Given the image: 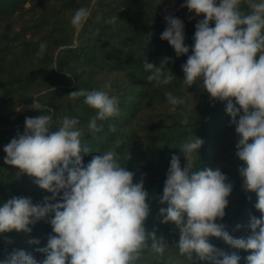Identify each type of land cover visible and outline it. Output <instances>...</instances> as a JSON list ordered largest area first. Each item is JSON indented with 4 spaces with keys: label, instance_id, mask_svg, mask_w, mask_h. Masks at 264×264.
Returning a JSON list of instances; mask_svg holds the SVG:
<instances>
[{
    "label": "clouds",
    "instance_id": "1",
    "mask_svg": "<svg viewBox=\"0 0 264 264\" xmlns=\"http://www.w3.org/2000/svg\"><path fill=\"white\" fill-rule=\"evenodd\" d=\"M181 7L203 16L195 24L191 54L181 66L182 82L188 88L198 85L212 101L225 103L238 136L235 155L243 162L239 167L242 189L255 193L253 207L260 213L259 217L250 215L249 233L235 238L225 224L217 222L226 215L233 184L226 182L228 177L220 167L197 166L204 144L197 135L189 136L180 147L186 158L183 167L178 155L171 156L162 195L157 197L165 205L159 208L157 219L173 224L178 234V240L169 243L156 228L146 231L151 211L144 187L146 174L134 182L135 173L122 166L116 149L124 139L118 137L111 147L95 152L85 163L81 152L93 151L82 144L84 129L79 119L64 116L53 130L52 116L41 114L25 117L23 132H17L3 148L4 163L18 169L19 176L35 177L34 183L51 195L37 203L25 196H12L0 203V234L15 230L27 235L32 232L30 225L39 221L49 223L52 232L46 245L35 249L42 259L24 249H13L0 264H145L150 258L163 260L170 245L187 264H240L242 259L245 264H264V0H185ZM90 16L91 8H78L71 26L82 29ZM118 18L106 22L115 24ZM164 19L161 39L168 41L177 56L188 54L184 22L171 13ZM46 49L47 43L41 42L38 59ZM169 59L159 66L146 60L144 69L150 73L146 80L157 87L171 84L175 75L161 66ZM110 92L111 83L106 82L103 88H79L67 95L71 100L83 97V102L96 110L87 124L93 135L103 130L98 121L120 114V99ZM31 97L37 99L29 108L41 112L38 95ZM165 97L173 111L185 103L171 91L165 92ZM182 115L181 124L188 125V114ZM109 128L116 131L114 125ZM126 159H130L129 153ZM241 227L236 225V229ZM210 237L248 254H229L211 244ZM26 243L39 245L41 241L30 238Z\"/></svg>",
    "mask_w": 264,
    "mask_h": 264
},
{
    "label": "trees",
    "instance_id": "2",
    "mask_svg": "<svg viewBox=\"0 0 264 264\" xmlns=\"http://www.w3.org/2000/svg\"><path fill=\"white\" fill-rule=\"evenodd\" d=\"M28 0H0V20L8 19L12 12ZM31 1V0H30ZM185 1V0H184ZM36 7L45 8V21L49 18L51 21L50 32L55 36L51 48H58L60 45H73V39L76 30L71 26L70 10H75L83 5V2L76 0H32ZM155 0H99L100 15L102 17L101 27L97 22L89 18L81 29L82 40L75 47H69L65 50L60 49V55L47 58V53L42 58H37L39 51L36 44L28 41L20 46L18 51L12 45L8 49L12 50L11 57L5 52L0 56V121L7 116L6 110L16 106L18 101L26 102L31 105L34 100L33 94H39L38 99L45 97L53 99L54 111L52 113V129L58 127L60 119L64 116L76 117L79 119V126L84 129V138L82 144L90 148L87 154L81 152L83 160L87 163L95 152L102 153L113 145V142L119 137L123 138L125 143L117 150L121 155V164L135 173L134 182H138L142 174L144 178V187L149 192L150 215L145 222L146 231L157 229V234L163 233L169 240V243L178 240V234L175 226L171 223L163 224L157 219L159 208L165 205L158 203L157 197L162 195L166 172L170 166V159L173 154L180 157V147L191 135H197L202 138L204 144L199 150L200 157L197 159L198 167H212L216 161V147L219 143V137L214 138L215 130L220 127L221 120L231 119L225 111V103L212 101L208 93L201 89L200 91L193 85L188 88L182 80L184 73L181 66L186 62L187 55L191 54V46L194 44L195 24L203 16H185L181 15L185 28V44L189 46L188 54L177 56L175 50L166 40L161 39V34L166 28V24L161 22L162 18L144 14L143 10L154 5ZM246 11V6L242 5ZM119 17L115 24H109L106 21L110 17ZM214 26V22L212 24ZM31 45V46H30ZM165 58H170L166 64H162L175 75L176 79L163 86H154L146 80L150 73L144 69V62L153 63L159 66ZM50 59V60H49ZM54 61V62H53ZM100 68H106L110 71H117L116 78L111 80L110 95H116L120 99V114L106 121H98L104 125L101 132L89 133L87 124L89 119L96 114V110L87 106L80 97L76 100L68 98L72 91L84 88L87 90L103 88L101 84L103 79ZM168 68V69H167ZM61 71L72 73L76 80L69 75L62 74ZM96 79V76H99ZM67 79V81L63 80ZM121 81L120 84L116 82ZM171 91L175 96L183 97L185 103L175 106L169 105L165 97V92ZM194 95L189 93L194 92ZM40 93H44L40 95ZM200 97L196 106H192L191 100ZM156 104H163L162 114L157 118H164V122H156L157 118L148 119L149 114H153L152 109L159 108ZM146 113V114H145ZM182 113L188 114L189 124H181ZM47 114V113H46ZM145 114V117H142ZM145 120L143 126L141 121ZM195 121V122H194ZM109 125H114L116 131L110 130ZM24 124L18 127H5L0 124V203L6 201L12 196L31 197L34 203L41 202L45 195H51L41 188L35 189L38 185L34 183L35 177L27 174L17 175L18 169L6 165L4 157L6 153L3 148L14 138L17 132L22 133ZM233 127V125H232ZM231 127V129H232ZM127 128V129H125ZM143 133L146 135L143 137ZM212 140V141H211ZM236 145V144H235ZM234 149L233 156L235 155ZM129 153L130 159H126ZM147 160L145 165L140 162ZM166 163L165 172L161 173L158 168L160 163ZM242 161L235 155L234 162L227 168V183L236 184L235 190L242 185L243 178L239 174V167ZM213 168V167H212ZM41 189V190H40ZM251 196V201L248 200ZM236 205V215H232L218 223L228 224L233 228L235 238L245 237L250 229L247 227L250 215L257 217L260 213L253 207L256 201L255 193L243 192L238 196ZM243 227L236 229V225ZM32 227L30 234L16 232L13 230L8 233L0 234V261H3L8 253L13 249H24L32 252L35 258L42 259V254L35 251L36 248L43 247L47 243V236L52 232L49 223L39 221ZM235 229V230H234ZM170 237V239H169ZM39 238V245L29 246L27 239ZM12 243H8V240ZM209 242L216 247L225 250L229 254L235 252L244 257L248 253L238 248L225 246V242L217 237H210ZM178 256V249L170 245V249L165 253L164 259L154 264H167L173 258ZM172 264V263H170ZM206 264V262H203ZM240 264H245L242 259Z\"/></svg>",
    "mask_w": 264,
    "mask_h": 264
},
{
    "label": "rangeland",
    "instance_id": "3",
    "mask_svg": "<svg viewBox=\"0 0 264 264\" xmlns=\"http://www.w3.org/2000/svg\"><path fill=\"white\" fill-rule=\"evenodd\" d=\"M77 2H83V5L81 7H89L91 8V16L89 18H92L94 21L97 22L98 27H101L102 23V17L100 15V8H99V0H76ZM113 1V0H109ZM34 2L32 0H28L24 3V7L18 8L15 12H12V15L5 20H0V56L5 53L11 51V53H8L9 56L11 57L12 55V50H9L8 48L10 46L17 45L19 43L20 46L25 45V43H28V41L32 42L33 44H36L38 50H39V45L41 42H46L47 43V49L45 53H47V58L51 59V56L56 57L57 55H60V49L62 48L63 50L69 48V47H75L77 44L82 40L80 35L81 29L76 30V35L74 36L73 42L71 46L67 45H60L58 48H51L53 45V41L55 36L50 32L51 29V21L52 19L49 18L48 21H45L46 16L45 15V8H41L36 5V7L33 5ZM185 3L184 0H155L154 5L151 7H147L143 10L144 14H148L150 17L155 16L158 19H161V22L163 24H166V20L164 17L171 13L172 15L178 17L181 19V15L184 14L185 16H196L194 12H189L186 7H181V5ZM80 8V7H79ZM78 9V8H77ZM75 10H70L69 14L75 12ZM19 45L14 46V50L18 51ZM31 46V45H30ZM49 59V60H50ZM54 62V61H53ZM99 71L102 72L103 79L101 80V84L106 83V82H111V80L116 78V73L117 71H110L109 69L106 68H100ZM62 74L69 75V77L73 80H76L75 75L72 73H66L65 71H61ZM96 79L101 78L100 74L99 76L95 77ZM67 81V79H63ZM121 81L116 82V84H120ZM200 91L197 93L200 94L201 88L199 86H196ZM194 92L189 93V95H194ZM39 95V94H36ZM210 96V94H208ZM37 98L33 97V100ZM200 97L197 96L196 98H193L191 100L192 106H196L199 102ZM39 102L43 105V108L41 112L39 110H34L29 108V104L26 102H20L16 104V106L12 109L6 110L7 116L6 118L4 117L3 120L0 121L1 126L5 127H18L24 124L25 117H36L41 114H46L51 115L54 111L53 107V99L52 98H43L39 99ZM156 106H160L159 108L152 109L153 114H149L148 119H155L157 118L156 116L159 114H162V106L163 104H156ZM146 114V113H145ZM145 114H142V117H145ZM230 120L224 118L221 120V125L216 129L215 132L216 134L214 135V138L219 137V143L216 145V147H219L220 149L217 151L216 155V161L213 162V168L220 167L223 173H225L228 177L227 173V168L231 166V164L234 162L235 155L233 156L232 154L234 153L235 149V144L238 141V136L235 133V126L230 125ZM160 121L164 122V118L160 117L157 118L156 122L159 123ZM141 124L144 126L146 124L145 120L141 121ZM232 127V129H231ZM127 129V128H125ZM146 134L143 133V137ZM212 141V140H211ZM185 143V142H184ZM183 143V144H184ZM147 163V160H143L140 162L141 165H145ZM186 163V158L184 154L181 151V166L183 167ZM159 169L160 172L164 173L166 170V163L163 161L160 163ZM227 182V181H226ZM243 183V182H242ZM234 187H236V184H233V191L228 197L229 199V205L225 209L226 215L225 219L232 216L236 215V205L239 200V195L243 192L242 185L238 190H235ZM39 188L37 186L35 189ZM41 190V189H40ZM39 191V189H37ZM159 203V201H158ZM160 204V203H159ZM35 226V225H31ZM226 230L232 235L233 234V228L228 224L226 225ZM13 233V232H11ZM23 233V232H22ZM170 239V237H169ZM215 246V244H213ZM225 246L227 244L225 243ZM179 260L177 257L173 258L171 262L167 261V264H187L185 261V258L182 257ZM154 259H149L145 262V264H154ZM198 264H203V262H198Z\"/></svg>",
    "mask_w": 264,
    "mask_h": 264
}]
</instances>
